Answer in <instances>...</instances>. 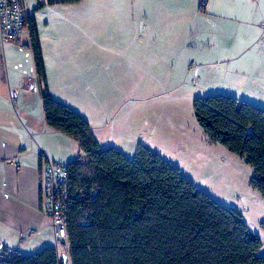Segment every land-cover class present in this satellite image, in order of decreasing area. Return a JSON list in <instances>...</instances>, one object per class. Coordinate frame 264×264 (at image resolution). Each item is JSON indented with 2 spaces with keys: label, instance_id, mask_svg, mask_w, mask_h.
I'll return each mask as SVG.
<instances>
[{
  "label": "crops",
  "instance_id": "1",
  "mask_svg": "<svg viewBox=\"0 0 264 264\" xmlns=\"http://www.w3.org/2000/svg\"><path fill=\"white\" fill-rule=\"evenodd\" d=\"M37 5L33 10L27 5L28 16H34L37 24L49 92L90 123L102 147L114 146L112 137L106 141L108 129L102 124L114 111L104 100L129 98L126 83L132 82L133 70L127 64L149 72L142 55L150 46L161 50L164 36L173 51L186 46L192 52L209 54L206 63L191 61L184 84L190 79L191 89L196 90L204 76L206 83L218 84L213 92L251 100L264 108V0H154L153 9L144 7L139 15L132 9V0L52 5L38 0ZM182 5H191L189 12L184 10L190 22L186 45L177 39ZM29 44L26 24L19 38L0 46V259L10 248L30 255L54 246L52 225L41 210L43 157L69 163L82 153L77 141L47 125L41 92L28 93L23 88V75L14 66L24 57L19 46ZM135 45L139 46L136 52ZM6 48L21 53L19 58L10 57L18 72L13 76ZM243 66L254 71L248 75L240 70ZM10 87L17 90L14 101Z\"/></svg>",
  "mask_w": 264,
  "mask_h": 264
},
{
  "label": "trees",
  "instance_id": "2",
  "mask_svg": "<svg viewBox=\"0 0 264 264\" xmlns=\"http://www.w3.org/2000/svg\"><path fill=\"white\" fill-rule=\"evenodd\" d=\"M26 24L45 121L82 152L67 163L70 189L77 192L66 209L69 264H264L263 241L237 210L143 144L132 157L100 145L90 123L50 94L34 16ZM193 107L209 140L253 168L250 186L264 195V108L225 94L197 97ZM0 264H60V257L55 246H46L30 255L14 250Z\"/></svg>",
  "mask_w": 264,
  "mask_h": 264
},
{
  "label": "rangeland",
  "instance_id": "3",
  "mask_svg": "<svg viewBox=\"0 0 264 264\" xmlns=\"http://www.w3.org/2000/svg\"><path fill=\"white\" fill-rule=\"evenodd\" d=\"M153 1L132 0V9L139 15L144 7L153 9ZM26 3L31 9L38 6V0H26ZM190 6L182 5L181 9V31L177 39H181L183 45H186L189 37L187 28L190 23L187 22L189 15L184 10L189 12ZM141 34L143 37L146 35L145 31ZM163 39L161 50L157 49L158 46H150L148 52L142 55L144 69L148 68L150 73L142 72L136 65L127 64L133 70L132 82L126 83L129 98L124 102L120 98L104 100L114 111L102 122L108 129L106 141L112 137L114 147L121 146L126 153L132 148L135 151L127 155L131 157L135 155L138 145L143 144L179 168L185 177L217 202L242 215L250 229L262 238L260 254L264 255V195L250 186L253 168L220 143L211 142L195 118L194 99L217 94L213 91L218 84L206 83L204 76L196 90L191 89L189 78L187 84L183 83L191 61L199 65L206 63L209 54L207 51L192 52L186 46L180 51H173L168 36ZM138 48L135 45V52ZM6 49L10 74L13 76L14 72H18L12 68L10 57L19 58L21 53L14 48L11 52L9 48ZM136 54L141 55L138 52ZM1 56L4 61L2 47ZM197 68L201 70L199 66ZM240 70L251 75L254 67L243 66ZM171 76L174 82L169 81ZM180 78L182 80L178 82ZM102 83L104 85L105 81L102 80ZM115 85L119 86L120 83ZM117 90V93L122 91L119 88Z\"/></svg>",
  "mask_w": 264,
  "mask_h": 264
},
{
  "label": "built area",
  "instance_id": "4",
  "mask_svg": "<svg viewBox=\"0 0 264 264\" xmlns=\"http://www.w3.org/2000/svg\"><path fill=\"white\" fill-rule=\"evenodd\" d=\"M48 1V0H47ZM28 8L26 0H0V46L9 41H14L22 34L26 27ZM19 51L24 55L22 61L15 64V68L23 75L24 90L28 93L40 91V83L37 68L31 47L19 46ZM10 98H17V90L9 89ZM19 166L15 160H8ZM42 174V203L41 210L47 215L52 225L54 246L59 252L60 264H69L68 255L64 243L67 241L66 209L70 198L77 194L71 191L69 170L67 163L55 161L48 155H44L41 167ZM37 233H40L39 231ZM2 248V247H1ZM4 250V248H2ZM14 249H6V253H12Z\"/></svg>",
  "mask_w": 264,
  "mask_h": 264
}]
</instances>
